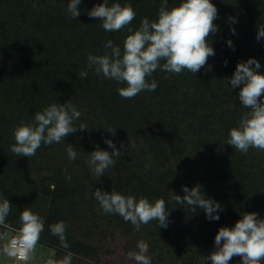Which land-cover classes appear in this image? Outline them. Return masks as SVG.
I'll return each mask as SVG.
<instances>
[{
  "label": "trees",
  "instance_id": "1",
  "mask_svg": "<svg viewBox=\"0 0 264 264\" xmlns=\"http://www.w3.org/2000/svg\"><path fill=\"white\" fill-rule=\"evenodd\" d=\"M69 2L0 0V198L12 205L0 234L19 230L20 214L29 208L45 221L37 246L54 251L57 262L71 253V264H101L100 257L108 254L106 241L123 236L144 241L152 264H210L204 257L215 250L220 227L234 226L242 212L264 218V151L250 148L244 154L227 144L229 130L247 111L239 100L242 86H230L237 63L255 58L264 74V38L256 39L257 25L264 23V0H211L218 9L214 23L219 30L210 37L215 55L194 76L187 70L179 75L157 70L150 78L157 89L132 99L117 92L126 85L97 75L87 61L89 53L103 55L108 40L123 50L127 29L105 32L97 18L88 16L103 0H81L76 19L67 12ZM117 2L132 4L133 29L143 17L156 20L162 4L109 0V5ZM181 2L168 0V6ZM81 70L88 72L86 78H78ZM69 100L81 113L74 124L86 129L77 126L65 142L42 144L30 158L10 150L18 124L31 122L52 103ZM106 139L122 155L99 177L88 166L89 153L97 146L111 152ZM67 144L77 152L75 160L68 159ZM197 184L205 198L223 207L219 220L175 202L174 194L185 195L182 186ZM97 188L151 202L163 198L168 227L150 222L136 230L118 214H105L93 195ZM59 221L67 225V249L49 229ZM2 245L0 240V252ZM240 260L234 256L229 264Z\"/></svg>",
  "mask_w": 264,
  "mask_h": 264
},
{
  "label": "clouds",
  "instance_id": "2",
  "mask_svg": "<svg viewBox=\"0 0 264 264\" xmlns=\"http://www.w3.org/2000/svg\"><path fill=\"white\" fill-rule=\"evenodd\" d=\"M80 4L81 0H70L67 4L71 18L76 19L80 15ZM87 14L90 18H97L105 32L127 29L129 33L124 40L123 50L108 40L103 55L89 53L87 56L88 68L94 69L97 75L126 85L117 88L118 94L125 99L135 98L143 91H155L158 83L150 78L157 70L171 75H179L187 70L194 76L207 65L209 57L215 55L210 37L219 30L214 23L218 18V9L211 0H182L171 8L168 0H162L157 19L143 17L137 29L131 27L136 17L131 3L109 5V0H103ZM228 20L233 24L237 22L233 17ZM230 30L236 34L235 28ZM261 38H264V23L257 25L256 39L259 41ZM227 44L233 47L231 40ZM260 68L258 60L249 58L237 63L230 78L232 89L242 86L239 100L247 111L242 114L237 126L229 130L227 144L244 154L250 148L264 151V74L258 71ZM87 75V71L81 70L78 78H86ZM164 78L167 79L168 75ZM80 116V111L70 100L63 104L52 103L36 112L31 122L22 121L14 128L15 143L10 150L17 157L30 158L42 144L65 142L68 135L78 130L77 126L80 130L86 129L83 124H74ZM108 132L115 135V131ZM105 143L112 149L111 152L97 146L89 153L88 166L99 177L114 165V157L122 155L111 139H106ZM66 150L68 159L75 160L77 152L73 145L67 144ZM182 191L185 193L183 197L174 194L176 203L187 204L192 212L196 211V207L203 209L210 221L220 219L219 212L223 211V207L214 199L205 198L201 185L192 188L182 186ZM93 195L105 214H118L125 222H131L136 230L150 222L162 228H167L170 223L163 198L151 202L144 196L137 198L135 195H124L115 190L107 192L99 188ZM11 207L8 199L0 198V225L5 224ZM241 217L234 226L219 228L214 239L215 250L204 257V262L229 264L234 256H238L241 258L240 264H264V218L255 212H242ZM20 222L19 238L11 240V247L16 251L9 252V255L27 264L44 231L45 221L31 209L25 208L20 214ZM66 227L64 221L49 225L51 234L59 239L61 247L65 249L69 247ZM148 247L144 241H139L138 250L128 253L129 259L134 260L135 264H152V258L147 255ZM71 259L72 254L69 253L61 261L49 259L47 264H71Z\"/></svg>",
  "mask_w": 264,
  "mask_h": 264
},
{
  "label": "rangeland",
  "instance_id": "3",
  "mask_svg": "<svg viewBox=\"0 0 264 264\" xmlns=\"http://www.w3.org/2000/svg\"><path fill=\"white\" fill-rule=\"evenodd\" d=\"M74 226L76 231L79 232V228L81 227L78 226L77 222L74 223ZM3 233L5 238L2 241L3 245L1 247L2 251L0 252V264H24V262L15 260L8 256L7 250H5L3 246L7 242L11 232L9 230ZM137 244L138 242H136L135 239H129L123 236H117L115 239L109 238L105 244L108 254L100 257L101 264H135L134 260L129 259L128 253L130 251H137ZM129 245H131L130 248L132 247L131 250L127 249ZM35 248H37L33 254L35 259L27 262V264H47L49 259H53L52 256L54 251L52 252L48 249L42 250L43 248H39L37 245Z\"/></svg>",
  "mask_w": 264,
  "mask_h": 264
},
{
  "label": "built area",
  "instance_id": "4",
  "mask_svg": "<svg viewBox=\"0 0 264 264\" xmlns=\"http://www.w3.org/2000/svg\"><path fill=\"white\" fill-rule=\"evenodd\" d=\"M10 232H11V234L8 237L7 242L5 243V245L3 247H4L5 250H7V253H8V256L9 257H11V258H13L15 260L20 261L16 257L9 255V252L16 251L15 249H13L11 247V240L14 239V238H16V239L19 238V230H13L12 229V230H10ZM4 238H5V236H4V233L2 232L1 235H0V240L3 241Z\"/></svg>",
  "mask_w": 264,
  "mask_h": 264
}]
</instances>
